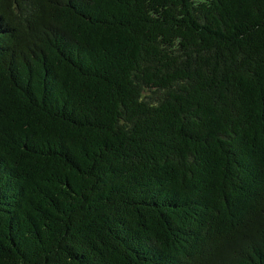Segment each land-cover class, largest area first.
Instances as JSON below:
<instances>
[{
	"label": "trees",
	"instance_id": "trees-1",
	"mask_svg": "<svg viewBox=\"0 0 264 264\" xmlns=\"http://www.w3.org/2000/svg\"><path fill=\"white\" fill-rule=\"evenodd\" d=\"M0 264H264V0H0Z\"/></svg>",
	"mask_w": 264,
	"mask_h": 264
}]
</instances>
